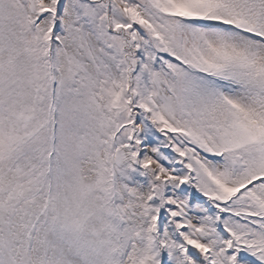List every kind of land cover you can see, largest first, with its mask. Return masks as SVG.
Here are the masks:
<instances>
[{
  "label": "snow or ice",
  "instance_id": "6c2138e0",
  "mask_svg": "<svg viewBox=\"0 0 264 264\" xmlns=\"http://www.w3.org/2000/svg\"><path fill=\"white\" fill-rule=\"evenodd\" d=\"M0 264H264V0H0Z\"/></svg>",
  "mask_w": 264,
  "mask_h": 264
}]
</instances>
